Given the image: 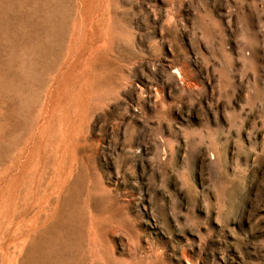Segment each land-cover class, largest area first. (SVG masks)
<instances>
[{
  "label": "rangeland",
  "instance_id": "rangeland-1",
  "mask_svg": "<svg viewBox=\"0 0 264 264\" xmlns=\"http://www.w3.org/2000/svg\"><path fill=\"white\" fill-rule=\"evenodd\" d=\"M0 264H264V0H0Z\"/></svg>",
  "mask_w": 264,
  "mask_h": 264
}]
</instances>
